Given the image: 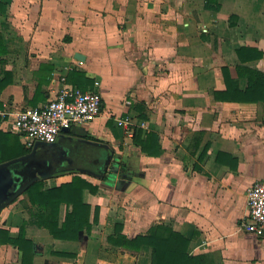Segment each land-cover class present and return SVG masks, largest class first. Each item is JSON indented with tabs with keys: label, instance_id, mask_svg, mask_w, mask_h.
Here are the masks:
<instances>
[{
	"label": "crops",
	"instance_id": "obj_1",
	"mask_svg": "<svg viewBox=\"0 0 264 264\" xmlns=\"http://www.w3.org/2000/svg\"><path fill=\"white\" fill-rule=\"evenodd\" d=\"M246 47L261 57L243 62ZM244 67L264 73V0H0V110L9 121L53 99L61 79H86L82 88L103 98L97 119L60 133V169L42 180L44 190L76 176L99 186L83 192L91 230L55 239L33 219L26 192L0 210V229L17 238L25 227L34 264H153L149 246L109 243L116 224L128 238L171 227L198 264H264V237L242 228L247 190L264 181V99L216 96L227 90L225 68L245 91ZM128 118L132 137L117 126ZM136 129L157 134L158 155L135 144ZM0 130L20 152L21 136ZM71 210L61 204L60 228ZM22 261L0 241V264Z\"/></svg>",
	"mask_w": 264,
	"mask_h": 264
},
{
	"label": "trees",
	"instance_id": "obj_2",
	"mask_svg": "<svg viewBox=\"0 0 264 264\" xmlns=\"http://www.w3.org/2000/svg\"><path fill=\"white\" fill-rule=\"evenodd\" d=\"M245 52L252 54L246 57L243 54ZM238 55L243 62L261 57V53L248 47L241 48L238 51ZM244 69L248 72V86L245 91L236 90V88L232 87L236 84L225 68L223 71L227 90L221 94V97L216 94L217 98L227 101L232 99L238 101H260L264 99V73L250 68L244 67ZM87 82L86 79H83L74 83L73 86L85 91L82 86H85ZM234 90L238 94L236 98L230 97L235 92ZM134 141L144 153L152 156L159 154L160 143L156 133L136 129ZM30 152L31 148L26 147L24 143L19 152L17 146L12 145L10 135L0 130V164ZM85 189L95 193L99 186L94 187L83 178L76 176L71 182L60 187L44 190L43 181H37L26 191L31 206L38 210L37 213L31 212L33 219H35L37 225L46 228L55 239L78 240L81 230L87 228L90 231L92 228V223L89 220L90 207L83 204L82 201ZM25 203L27 204L28 202L25 201ZM63 203L71 207L72 210L60 228L58 214ZM98 220L99 209L96 208L93 223L96 224ZM114 229L115 233L108 238L110 244L135 252L141 251L144 246H149L153 250V264H198L200 261V258L188 255L190 240L175 232L171 227L156 225L147 234L139 235L135 238H128L123 235L121 225L116 224ZM0 241L1 243L14 245L23 253L22 264H34L33 242L26 238L24 226L20 229V234L17 238H11L7 231L0 229Z\"/></svg>",
	"mask_w": 264,
	"mask_h": 264
},
{
	"label": "built area",
	"instance_id": "obj_3",
	"mask_svg": "<svg viewBox=\"0 0 264 264\" xmlns=\"http://www.w3.org/2000/svg\"><path fill=\"white\" fill-rule=\"evenodd\" d=\"M102 102L98 91H83L61 79L53 99L39 107L19 111L14 120L9 121L6 110H0V127L17 132L26 147L31 149L36 143L54 144L63 130L87 125L97 119L102 112ZM131 125L130 118L119 120L117 124L128 137L133 136ZM247 204L249 214L242 228L257 238H263L264 181L254 182L247 190Z\"/></svg>",
	"mask_w": 264,
	"mask_h": 264
},
{
	"label": "water",
	"instance_id": "obj_4",
	"mask_svg": "<svg viewBox=\"0 0 264 264\" xmlns=\"http://www.w3.org/2000/svg\"><path fill=\"white\" fill-rule=\"evenodd\" d=\"M77 58L83 60L84 57L78 54ZM42 144L36 143L30 153L0 164V210L37 181L52 178L57 174L55 170H47L50 168H40L41 164H48L46 160H36L38 146Z\"/></svg>",
	"mask_w": 264,
	"mask_h": 264
},
{
	"label": "flooded vegetation",
	"instance_id": "obj_5",
	"mask_svg": "<svg viewBox=\"0 0 264 264\" xmlns=\"http://www.w3.org/2000/svg\"><path fill=\"white\" fill-rule=\"evenodd\" d=\"M57 142H58V140H57ZM57 142L54 144L56 145ZM54 144H52V145L55 146ZM52 145L51 144L45 145L44 150L42 151V153H40L41 155L38 154V157H36L37 162L38 161L43 162L44 160L48 161V165L41 164L40 168H50V169H47L49 171H54V170L60 169V168H58L59 160H58L57 156L55 155V152L52 148L53 147Z\"/></svg>",
	"mask_w": 264,
	"mask_h": 264
}]
</instances>
